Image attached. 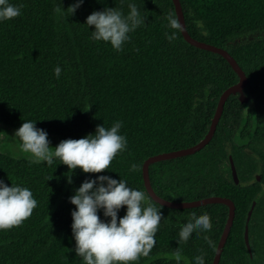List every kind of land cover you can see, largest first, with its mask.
<instances>
[{
	"label": "trees",
	"instance_id": "obj_1",
	"mask_svg": "<svg viewBox=\"0 0 264 264\" xmlns=\"http://www.w3.org/2000/svg\"><path fill=\"white\" fill-rule=\"evenodd\" d=\"M11 2L22 8L20 16L0 23V127L16 130L30 119L62 141L83 138L98 124L111 126L119 120L128 147L101 173L71 172L58 160L51 166L30 164L0 152V178L9 186L12 181L28 187L37 200L30 218L0 231V264H56L57 248L73 222L75 205L69 198L85 179L98 175L121 176L163 213L156 246L135 264H194L201 254L205 264H213L229 206L164 207L149 195L143 166L152 156L201 143L213 128L222 95L239 82V74L220 54L187 42L181 31L171 43L165 38L171 31L166 17L177 18L172 0H124L123 5L120 0H84L73 14L65 9L74 0ZM128 2L147 19L130 33L123 51L92 41L94 26L88 29L86 17L105 7H122L127 13ZM180 2L189 34L227 50L240 65L249 80L244 95L253 97L256 107L245 116L242 94H230L209 144L198 153L150 164V184L157 196L170 201L224 197L234 202L235 220L220 264H251L244 231L257 202L251 245L254 264H264V0ZM56 66L62 69L59 79ZM230 156L239 185L232 178ZM132 163L138 170L129 174ZM193 212L207 213L212 229L180 243V227ZM98 214L106 219L102 211ZM124 214L121 208L118 218ZM179 248L181 261L175 259Z\"/></svg>",
	"mask_w": 264,
	"mask_h": 264
},
{
	"label": "clouds",
	"instance_id": "obj_2",
	"mask_svg": "<svg viewBox=\"0 0 264 264\" xmlns=\"http://www.w3.org/2000/svg\"><path fill=\"white\" fill-rule=\"evenodd\" d=\"M83 3L84 0H74L65 10L73 14ZM123 3L124 0H120V4ZM21 8L22 5L13 4L11 0H0V23L20 16ZM127 8V13L116 6L105 7L88 15L84 24L88 29L94 26L90 39L110 44L116 52L123 51L124 44L130 41V33L144 25L147 19L141 15L135 3L128 2ZM166 20V27L171 31H166L164 35L171 43L183 28L173 14H169ZM194 24L202 27L201 21L196 20ZM61 71L60 66L54 68L57 79ZM23 121L15 130L12 140L16 142L18 152L30 164L46 163L51 166L58 160L71 172L79 168L84 173H101L109 170L114 158L128 147L126 136L121 134L123 122L119 120L110 127L98 124L94 133L80 139L62 140L55 147L50 146L48 133L36 127V122L30 119ZM137 170V164L132 163L128 172L131 174ZM68 183H72L71 175L68 176ZM69 199L75 205L71 212L74 251L83 264H135L141 257H147L156 246V233L162 226L163 213L149 201L143 190L130 187L121 176L120 179L110 175L85 179ZM36 207L37 200L28 187L12 181L9 186L0 178V231L20 226L31 217ZM121 208H125V214L118 218ZM101 211L106 218L104 220L98 214ZM211 229L207 213L193 212L192 219L180 227L177 241L187 242L194 233L199 235ZM205 240L211 247L212 241L207 236ZM181 251L179 248L175 253L177 261L183 259ZM193 261L194 264H205L203 254L195 256Z\"/></svg>",
	"mask_w": 264,
	"mask_h": 264
},
{
	"label": "water",
	"instance_id": "obj_3",
	"mask_svg": "<svg viewBox=\"0 0 264 264\" xmlns=\"http://www.w3.org/2000/svg\"><path fill=\"white\" fill-rule=\"evenodd\" d=\"M172 1L174 3V6H175V9L177 12V18H178V20L181 23L182 28H183V30H181V32H182L184 38L186 39V41L192 45L200 47L203 50L214 51L215 53L223 56L228 61L230 66L233 68V70H235L239 74V82L236 85L228 88L224 92V94L222 95V98L220 99L219 105L217 107L216 114L214 116L213 128L207 134V136L204 138V140L201 143H199L196 146L187 148V149L163 153V154H159V155L150 157L144 163L143 176H144L146 188H147L148 193L151 196V198L156 200L158 202V204H160L164 207L177 208V209H188V208H192V207H197V206H202V205H207V204H213V203H221V204H226L229 206V219H228L227 224L224 228L223 234L220 238L219 245H218V248L216 251V256H215V259L213 261V264H220L223 249L225 247L226 241L228 239V236L231 232V229H232V226H233V223L235 220L236 207H235L234 202L231 199L224 198V197H209V198H205L202 200H196V201H192V202H175V201L163 199V198L156 195L154 189L152 188V186L150 184L149 165L150 164H157L161 161H165L168 159L178 158V157H182V156H189V155L198 153L201 150H203L209 144V142L212 139L214 132L217 129V126H218V124L221 120L222 114H223V108H224L226 101L229 98L230 94H232V93L242 94L241 101L243 103L245 116H248L249 112L251 110L255 109L256 101L253 97L244 95V91L246 90V88L248 86L249 80H248L247 76L245 75L244 71L242 70V68L240 67V65L234 59V57L227 50H225L223 48H219V47L214 46L212 44H208V43L201 42L199 40L194 39L186 29L183 7L181 5L180 0H172ZM229 159H230V170H231L233 181L236 185H239L240 180H239L238 172H237V169H236V166L234 164L232 156H230ZM257 179L261 182V176L260 175L257 176ZM256 206H257V202H254L249 213H248L246 225H245V231H244V240H245L246 248L248 250L249 259L251 260V264H254V255H253V250H252V245H251L250 224H251L252 217H253L254 211L256 209Z\"/></svg>",
	"mask_w": 264,
	"mask_h": 264
},
{
	"label": "rangeland",
	"instance_id": "obj_4",
	"mask_svg": "<svg viewBox=\"0 0 264 264\" xmlns=\"http://www.w3.org/2000/svg\"><path fill=\"white\" fill-rule=\"evenodd\" d=\"M237 43V42H236ZM110 127V126H105ZM15 129L9 127H0V152L13 155L15 152L16 155L14 157L25 158L24 155L20 154L16 149V142L12 140ZM48 140L50 141V146L55 147L61 141L54 136H48ZM75 241L72 238V230L71 226L59 244L57 248L56 257L54 259L56 264H83V261L80 257H78L74 251Z\"/></svg>",
	"mask_w": 264,
	"mask_h": 264
},
{
	"label": "flooded vegetation",
	"instance_id": "obj_5",
	"mask_svg": "<svg viewBox=\"0 0 264 264\" xmlns=\"http://www.w3.org/2000/svg\"><path fill=\"white\" fill-rule=\"evenodd\" d=\"M233 158V157H232ZM234 161V160H233ZM235 164V163H234ZM260 182V181H259Z\"/></svg>",
	"mask_w": 264,
	"mask_h": 264
}]
</instances>
